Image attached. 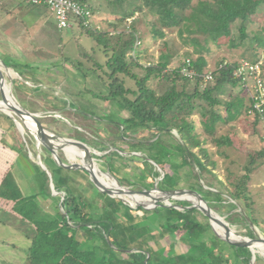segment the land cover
<instances>
[{"label": "trees", "instance_id": "obj_1", "mask_svg": "<svg viewBox=\"0 0 264 264\" xmlns=\"http://www.w3.org/2000/svg\"><path fill=\"white\" fill-rule=\"evenodd\" d=\"M74 1L85 5V0ZM134 1L124 11L121 18H117L115 22L110 24L114 31L118 30V27L125 24L126 20L134 14H143L145 12L154 19L151 24V32L155 38L161 40L166 33H172L174 30H177L179 36H182L184 31L189 35L199 32L206 36V43L211 41L217 45V36L222 34L227 37L228 33L225 25H218L216 20L231 26L238 22L239 27L237 30L239 35L237 38L228 41L230 49L242 47L243 53L241 57L248 61L258 59L259 51L264 50V19L261 27L253 31L248 30L257 15L258 9L260 7L264 8V0ZM194 1H196V4H194ZM88 9L93 15V10L89 7ZM262 13L264 15V11ZM137 20L138 17L127 27L123 25V30L116 32L117 34L114 35L115 41L112 46L107 47L105 50V53L109 52V50L111 52L105 63L109 83L104 84L105 92L96 93L93 98L100 101L113 100L118 103L120 109L128 115V119L124 120L125 125H122L120 117L112 118L111 122L119 125L122 130H135L137 134L143 135L147 130L152 129L153 133L160 130L159 124L165 129H175L194 158L204 184L209 188H218V191L221 192H224L222 190L227 191V188L217 178L214 182L208 179V176L212 174L217 165L212 160V156L205 146L210 144L217 145V147L231 145L227 138L216 136L219 123L224 124L227 120L221 116V106L224 105L226 111L231 115L229 120L237 119L242 112L246 114L248 109V99L244 101L243 98L235 96V101H230L229 103H224L221 99L222 95L227 94L230 96L235 88H241L239 78L233 74L236 62L219 67L225 62L223 61L212 72V81L205 85L202 78L190 80L179 74V70L185 64V60L180 61L175 70L167 72H165V69L172 63L171 57L168 55L161 57L157 65L144 67L140 63L143 58V52L137 51L133 55H128V53L136 49H134V44ZM73 26L86 34H94L90 28L84 29L78 23L73 24ZM127 28L128 32H126ZM245 40L249 42L248 45L244 44ZM190 41L197 43L196 38H192ZM188 60L192 66L190 69L198 74H202L207 66V61L203 55L197 56L194 60ZM11 66L15 69L13 65ZM97 67L99 69L102 68L98 64ZM0 71L8 77L11 76L13 78L16 76L11 71H5L1 66ZM118 75H123L134 81L137 89L131 91L126 89L118 81ZM262 78L264 81V66ZM162 81L167 84V89L163 93L158 94L156 89L151 86V83L156 82L159 84ZM190 82H192V90L188 91ZM13 86L19 91L24 90V86L19 83H13ZM129 92L133 98L127 96ZM21 105L30 113L42 112V109L32 101L23 100ZM65 106V102L57 100L55 105L50 104L47 108L52 111L58 110L62 112L65 110ZM102 111L98 113L101 114L103 113ZM89 114L92 113L89 112ZM194 115L199 116V130L191 119ZM39 119L43 121V118ZM52 120L53 123L58 125L64 124L62 127L65 131L64 135L83 143L90 150L102 154L98 158L102 162V164H99V169L103 172L113 175L115 173L112 171L134 172L141 176L142 181L145 179L150 180L148 187L156 183V188L161 191L177 190L181 178L185 176L188 189L199 191L189 153L182 147L179 140L170 134H162L153 143L135 142L126 145L121 138L129 139L130 135L123 132L121 137L108 124L104 125L108 131L107 134L98 130L97 133L86 136L85 132L75 127L70 121H67L68 125H66L61 119ZM151 123L153 125H146ZM10 127L15 128L14 124H11ZM6 133L5 131L1 132V137L4 138ZM55 133H57L56 130ZM119 146H122V148L118 149ZM6 147L15 154L19 153L26 158L41 178L40 191L31 197L22 196L21 198L19 192L14 193L17 202L12 208L23 218L28 219L34 230L24 264H143V261L148 256L147 264H151V262L153 264H229L221 240L214 236V239L219 241V246H216L214 241L205 237H203V240L205 239L204 242L200 241L203 233L201 231L202 225L192 216L195 213L199 216L201 214L193 210L183 212L164 209L154 210L158 218L162 216L159 215L160 213L165 215L167 221L166 226L163 228L165 234L174 238L176 236H184L185 242H187L189 247V253H182L179 250L182 253L181 256L175 252L166 251L168 254L171 253V255L166 254V256H163L164 248L160 245L158 246L160 247L159 253L157 252L159 258H154L152 253L126 252V248L119 246L116 232L122 223L135 219L134 217L137 216L136 212L138 210L128 209L121 201L110 198L106 193L98 192L94 184L88 179L77 177L68 172L64 173L53 162L45 161V166L52 175L54 191L65 197L60 203L59 196L51 195L48 177L38 165L29 159L24 146L15 142L13 145H6ZM194 150H197V152H193ZM132 153H141L142 156L134 157L130 155ZM93 157L97 158L95 155ZM248 162L250 166L252 157L249 158ZM128 163L130 165H127ZM152 163L155 165L153 166ZM155 167L160 169V171ZM183 170L186 172L184 173ZM78 172L88 175L83 170H78ZM182 174L184 175L182 176ZM250 174V167H245L232 181L229 178L225 180L228 187L232 188V195L243 203L248 212L249 197L247 196V185ZM113 177L118 182L128 181L125 176H123L124 178L119 175ZM105 188L108 193L113 194L111 190L107 187ZM12 194L13 192L10 191L6 197L10 198ZM208 194L211 195L210 197L208 196L210 200L216 199L218 196L217 193ZM19 200L20 203L25 201L20 208H18ZM41 200H49L54 204V207H50L51 210L47 211L44 209ZM212 201L216 203L212 202L216 206L218 203H223L224 199ZM137 202L135 200L134 203H127L133 206ZM189 206L187 205L186 207ZM232 209H234L233 205L226 208L227 211ZM173 216L177 217V219L172 222L170 219ZM230 224L237 227L241 225L246 231L245 236L253 238L251 231L240 216L230 217ZM208 228L210 229L209 224ZM213 230L216 232L214 227ZM216 234L219 236L217 232ZM121 235L125 236L123 233ZM186 238L189 239L187 240ZM182 242L184 241L179 239L173 241L171 245ZM85 245L88 247L84 248ZM238 247H233L231 244L229 248L230 257L235 263H244L245 260L251 257V253L247 248L238 249ZM124 254L131 257L130 260H127V258L121 259Z\"/></svg>", "mask_w": 264, "mask_h": 264}, {"label": "rangeland", "instance_id": "obj_2", "mask_svg": "<svg viewBox=\"0 0 264 264\" xmlns=\"http://www.w3.org/2000/svg\"><path fill=\"white\" fill-rule=\"evenodd\" d=\"M2 1L4 0H0V8L4 6L5 1ZM20 1L22 2L23 0ZM133 2L135 1L85 0V6H87V8L89 7L94 12L93 18L90 22V29L94 34H86L84 31L79 30L75 26L70 29L59 30L57 28L54 17L47 9L43 7L35 8V10L39 14V21H37V17L33 16V10L31 11L30 8L28 9L25 4H22V7H20V10H18L17 12H13V6L9 8L7 7L8 12L0 10V58H2L10 65H13L15 69L18 70V72L26 75L32 81L31 83L26 82L27 88L24 87L23 91L15 89L14 86L10 87V91L12 92L18 105L21 104L23 100H26L36 103V105L42 109V112L33 114H37L39 118H43V124L46 125L48 129L55 135H57L59 138H64V140L58 139L50 135L55 140L61 141L62 143H68L71 142L69 141V139H74H71L67 135H64L65 131L62 128L64 125L63 123L58 125L56 123H53L52 119H61V121L66 125H68L67 121H70L75 127L85 132L86 136L97 133L98 130L100 132H103L104 134L108 133L107 129H105L104 127L106 123H91L79 117L77 114H79L80 111L76 106L73 105V101H76L79 107L84 112L88 114L89 112H91L92 114H95V117L105 114L109 115L112 118H121L122 116L124 120L128 119V115L126 114V112L120 109L118 103L114 102L113 100L100 101L98 99H94L93 95L96 93L105 92L104 84L109 83L106 74L108 71L105 68V63L108 59V56L111 55V52L109 50V52L107 51L105 53V50L107 49V47L109 48L110 46H112L115 41L114 35L123 30V25H125L126 27L129 25L127 24V22H125V24L118 27V30L114 31L110 24L115 22L117 18H121L124 14V11L129 8V6L133 4ZM194 4H196V1H194ZM19 11L22 15L20 16L21 19L18 22H15V14H17ZM263 11L264 8L262 7L258 9L257 15L254 17L253 23L248 29L249 31L256 30L262 26V21L264 19V15L262 13ZM24 12H26L27 14H24ZM137 17L138 20L135 25V36L138 37L140 44L138 46H135L134 49H136L131 53H128V55H133L137 51L143 52V58L140 60V63L143 66L148 67L149 64L157 65L161 57L163 58L165 55H168L171 57L170 60L172 62L168 66V68L175 69L180 61L186 59L194 60L197 56L203 55L207 61V66L203 73H212L216 69V67H218L223 61L233 63L242 59L241 55L243 53V48L238 47L237 49H230L228 42L230 39H235L238 37V22L231 26L223 24L220 20H216L218 25H225V29L229 35H227V37L222 34L218 35V44L216 45L211 41L206 43V36L199 32L194 35H189L184 31L183 35L179 36L177 30H174L172 33H166L165 37L160 40L158 38H155L151 32V24L154 20L153 17L145 12L143 14L136 13L132 16L131 20L133 19L132 21H134ZM128 31L129 30L127 28L126 32ZM192 38H196L197 43L190 41V39ZM248 43L249 42L245 40L244 44L248 45ZM261 51H259V54ZM187 54H189V56H187ZM97 64L101 65L102 68L99 69L97 67ZM138 73L140 74V72ZM117 79L129 91L137 89L134 81L130 80L129 78L123 75H118ZM11 80L12 79L2 75L1 85L4 83L9 85ZM12 82L23 85L17 80H13ZM1 85L0 101L4 100L5 98L1 89ZM191 85L192 82H190V85L188 86V91L192 90ZM151 86L156 89V92L158 94L163 93L167 89V84L163 81L159 84H157L156 82L151 83ZM240 89L241 92H238V96L246 101V97L244 96L246 92L242 88ZM67 93L70 95H68ZM233 95L234 92L232 91L230 96L225 94L221 96V99L225 101ZM55 96L64 99L66 103L64 111H52L47 108L48 105H55L57 103ZM127 96L129 98H133L130 92L127 94ZM101 110H103V113L99 114ZM191 119L194 121L196 128L199 130V116L194 115L191 117ZM17 120L18 119L15 116L11 115L9 109L8 111L5 109H0V134L3 131L7 132L4 138L0 135V264H24L27 250L30 246V239L34 233L33 227L31 226V223H29L30 221L26 218L22 220V218L19 217L17 211H14V208H12L17 202V200H15L14 193L19 192L21 198L22 196H26V198H29L32 195L38 193V191H40L41 189V178L39 174L29 164L26 158H24L19 153L15 154L13 151L7 149L6 145L10 146L15 142H17L18 144L21 143L26 149V153L29 159L34 164L38 165V160L36 159L37 157H41L42 159L46 158L48 161L53 162V164L56 163L57 165H59L62 168L61 171L64 173L73 172L78 175H82L84 179L86 178L89 181H94L90 176L83 175L78 172V170L83 169L71 166L70 163L66 160L65 152L59 150V148L55 146L50 145L47 138L40 137V140H38L34 133L26 129L25 126L20 127L16 123ZM32 122L43 129L45 132L50 133V131H48L46 127L38 124L33 119ZM11 124H14V129L13 127H10ZM112 124L122 129L119 125L114 123ZM108 126H110L112 129H114L115 132L121 135L120 130L115 129L111 125ZM54 129L58 134L55 133ZM132 132L134 133L133 135L127 134L130 135L129 139L121 138L124 144H132L137 142V140L142 139H146L148 141H154L155 139L154 135H151L153 133L152 129L145 131L143 135L137 134L135 130H133ZM27 134L29 138L27 137ZM121 148L122 146L118 147V149ZM206 148L209 150L211 149V146H207ZM193 152L196 153L197 150H194ZM86 154V151L81 152L82 157H85ZM94 155L97 158L93 157ZM101 155V153H97L96 151L89 149V157L91 158L92 163H94L98 167L100 163L102 164L101 160L98 158ZM130 155L134 157L142 156L141 153H132ZM74 158L76 157L74 156ZM127 165L130 164L128 163ZM152 165L154 166L153 163ZM155 168L159 171L157 167ZM112 172L115 173L114 175L116 176L123 173L121 171ZM183 172L185 173L186 171L183 170ZM136 175L137 176L130 174L119 175L121 177L125 176V178L128 179V181L125 182H118L112 175L110 176L121 187L126 188L128 191L135 193H139L142 191H154L161 194L160 192L154 190V184H151L148 187L150 180L145 179L144 181H142L141 176L137 173ZM183 175L184 174H182V176ZM208 177L210 181L214 182L218 177V174H214L212 172V174ZM185 180V176H183L180 180V185L177 190H189L188 183ZM9 190L13 192L10 198L6 197V195L10 192ZM96 190L98 191L97 188ZM85 192L87 191L85 190ZM208 193L216 194L214 191H208L207 195L209 197L211 195H209ZM228 193L231 192L228 191ZM190 195L191 194H189L188 196ZM107 196L118 200L108 194ZM43 201L41 200V203L43 204L44 209H46L47 211L51 210L50 207H54V204L49 200ZM177 201L186 202L187 200L168 198L167 202L174 203ZM228 202L230 203V201ZM18 203V208H20L24 205L25 201L20 203L19 200ZM132 203H134V200L132 201ZM158 203L166 204L157 200L140 206L144 209H132L138 210L136 212L137 216L134 217L135 219L122 223L118 227V231L116 232L119 240V246L126 248V252L128 253H152L154 255V258L158 257L157 252L159 253L160 250V247H158L159 245L164 248V252L162 253L163 256H166V254L171 255V253L174 252L180 255L184 252L186 254L189 253V247L187 246V242H185L184 236H176L174 238L173 236H168V234L164 233L163 228L167 223L165 215L163 213H160L159 215L162 216L158 218L157 214L154 213L155 209H151ZM187 205H190V203L186 204V206ZM241 205L243 206V203H241ZM186 206L179 205L177 206V208ZM215 207L223 210L224 212L231 211H227L226 208L228 206L223 205L222 203H218ZM243 208L245 209L244 206ZM195 215H193L192 218L195 217L202 225L201 231L203 233L201 234L202 238L200 241L204 242L205 239L203 240V237H205L211 241H214L216 246H219V241H216L214 239V236L217 237L216 233L214 232L213 227L210 226L208 219L202 214L199 216L197 213H195ZM172 219L170 220L173 222L177 219V217L173 216ZM208 224L210 226V229L208 228ZM160 225L162 228L160 227ZM231 227L234 230L235 234L239 235L243 239L252 240L254 238V236L253 238L246 237V231L242 228L241 225L239 226L240 228L236 225H231ZM122 233L125 234V236L121 235ZM179 239L184 242L174 244L173 246L171 245L173 244V241ZM186 239L188 240L189 238ZM231 244H233V241H231L230 245ZM236 244L241 245L239 243ZM230 245H227L228 253L230 252ZM87 247L88 246L86 245L84 246V248ZM240 248H247L249 249L250 253L253 252L251 247H238V249ZM179 250H181L182 253L179 252ZM166 251L171 253L168 254ZM255 257L258 258L257 260L260 262V264H264V258L261 253L255 252ZM124 258L130 260L131 257H128L126 254H124L121 256V259ZM148 258L149 256L145 261H143V264H147ZM151 264H153V262H151ZM237 264L243 263L239 262Z\"/></svg>", "mask_w": 264, "mask_h": 264}, {"label": "crops", "instance_id": "obj_3", "mask_svg": "<svg viewBox=\"0 0 264 264\" xmlns=\"http://www.w3.org/2000/svg\"><path fill=\"white\" fill-rule=\"evenodd\" d=\"M4 1L2 2H4L5 7L2 6V8H0V10H3L4 12H8V8L11 6H13V12H17L20 10V7H22V4H25L28 9L30 8L31 11L33 10L32 14L34 17H37V19L39 17L38 12L35 10V8L38 7L28 5L26 0H23V3L20 0ZM24 14L27 13L24 12ZM20 16H22L20 11L15 14V22H18L21 19ZM37 21H39V19ZM240 90V88H235L233 90L234 97L232 96L225 101L223 100V102L229 103L230 101H235V96L239 97L238 92H241ZM244 96L248 99L246 94H244ZM220 110L223 119L227 120L224 124L219 123L216 136H223L225 139L227 138L231 145H222L220 147L211 144L207 145L211 146V149H209L208 152L211 154L212 160L217 165L215 170H213V173L218 174V181L227 188V191H222L231 192L232 188L228 187V184L225 181L226 178H229L232 181L235 176L239 175L244 170L245 167H250L251 174L247 185L249 212H247L264 236V128L257 121L247 118L245 112H242L237 119L229 120L231 115L226 111L224 105L221 106ZM250 157H252V163L249 166L248 161ZM216 190H218V188ZM222 204L228 207L232 205V203H229L227 200H224ZM19 217L22 218V220L24 219L21 215H19Z\"/></svg>", "mask_w": 264, "mask_h": 264}, {"label": "water", "instance_id": "obj_4", "mask_svg": "<svg viewBox=\"0 0 264 264\" xmlns=\"http://www.w3.org/2000/svg\"><path fill=\"white\" fill-rule=\"evenodd\" d=\"M0 64L8 71H11L13 73H15L16 77H13L12 80L10 81L11 83V86H13V80H17L19 82H21L23 84V86L25 88L26 87V82H32L26 75L18 72L17 70H15L9 63L5 62L2 58H0ZM28 80V81H26ZM42 86V85H40ZM43 87V86H42ZM45 88V87H43ZM68 94V93H67ZM70 95V94H68ZM56 97V96H55ZM57 100L61 101V102H65L63 98L61 97H56ZM21 109L23 111H25V113H27L28 115L32 116V119L34 121H36L38 124L42 125L43 127H46L48 131H50L48 129V127L46 125L43 124V122L41 120H39V116L37 114H33V113H30L28 111H26L21 104H19ZM73 105L76 106L78 108V110L80 111L79 114H77L79 117H81L83 120L87 121V122H91V123H106L108 125H111L112 127H114L115 129L117 130H120L121 132V136L123 135V132L127 133V134H131L133 135L134 133L131 131V130H122L116 126H114L110 120L112 119V117H110L109 115H101V116H98V117H95L94 115H90L86 112H84L80 107L79 105L77 104L76 101H73ZM17 118V117H16ZM18 119V118H17ZM121 119H122V125H125V122H124V118L121 116ZM16 123L18 125H21L22 124V121L21 120H17ZM146 125H153L152 123L151 124H146ZM145 125V126H146ZM159 126L161 127L160 130L156 131L155 133H152L151 135H154L155 139L154 141H148L146 139H142V140H137V142L139 143H153L155 142L159 136H161L162 134H170L174 137H176L180 144L182 145V147L187 151V153H189L190 155V161H191V164H192V167H193V172H194V175H195V178L198 182V185H199V191H191V190H186V191H183V190H175V191H161L159 190L158 188H156V183L154 185V190L160 192L161 194H165V195H169V194H191V198L192 199H195L196 201H198V203L202 204L205 206L206 209H203V208H198V207H182V208H176L177 206L179 205H185L188 204V202H181V201H177V202H174V203H167V204H156V206H154L153 208L151 209H165V210H177V211H180V212H183V211H187V210H193V211H197L199 213H201L203 216H205L209 223H210V226H212V220H211V214H214L219 220H223V227L225 229V235H224V238H221L220 236H218L216 234V236L222 241L223 245H224V253H225V256L227 257L228 261H229V264H237L235 263L232 258L230 257V254L228 253V248H227V245H230L231 241H230V238L231 237V233L234 232V230L232 229L231 225H230V217L232 216H235V215H238L240 216L244 221H245V224L246 226L250 229L252 235L254 236V238L251 240V241H255L257 242L258 244H261L264 246V236L262 235V233L259 231V229L257 228V226L254 224L253 220L251 219L249 213L243 208V206L241 205L240 201H238L237 199H235V197L232 195V193H223V192H220L216 189H212V188H209L207 187L204 182L202 181L201 179V176H200V172H199V169L194 161V158L191 156L190 152L188 151V148L186 146V144L184 143V141L182 140V137L180 136V134L175 130V129H165L163 128L162 125L159 124ZM51 134H53L54 136L58 137L57 135H55L52 131H50ZM150 135V136H151ZM27 137L29 138L28 134H27ZM42 138H46L45 136H43ZM30 140V139H29ZM69 141L71 142H74V143H77L78 145H80L87 153V155L89 156V148L86 147V145H84L83 143H80L78 141H75V140H70ZM59 150L65 152L63 149L59 148ZM90 158V157H89ZM38 160V165L40 166L42 172L48 177L49 179V186H50V192H51V195L52 196H59L60 197V203L65 199L64 195L62 194H59L57 192L54 191V188H53V182H52V175L49 173V171L47 170L46 166H45V161L49 162L46 158H41V157H37L36 158ZM90 161H91V158H90ZM56 164V163H55ZM93 166L96 167V169L101 173V174H110L112 176H116V175H113L111 173H108V172H102L98 166H96L94 163H92ZM154 164V163H153ZM57 165V164H56ZM155 165V164H154ZM59 168H61L59 165H57ZM62 169V168H61ZM65 171V170H63ZM160 171V169H159ZM70 174H73L77 177H83L82 175H78L76 173H73V172H68ZM125 174H130V175H134V176H137L136 173H133V172H123L119 175H125ZM89 176V175H87ZM91 182L95 185V187L98 189L99 192H104L108 195H110L108 192L104 191V190H101L98 185H96V183L94 181L91 180ZM140 185V183H139ZM141 187V186H140ZM143 189V188H142ZM145 190V189H144ZM208 191H214L215 193L218 194V196L216 197V199H227L228 201H230L232 203V205H234V209L231 210L230 212H224L223 210L217 208L214 206V204L212 202V200H216V199H212L210 200V198L208 197L207 195V192ZM111 196V195H110ZM111 197H114V196H111ZM116 198V197H114ZM118 199V198H116ZM171 199H178L176 197H172ZM119 201H121L123 203V205L127 206L128 208H131V209H139V208H134V207H130L128 206L127 204H125L122 200L118 199ZM180 200V199H179ZM181 207V206H180ZM140 209H144V208H140ZM217 219V220H218ZM218 220V221H219ZM215 232V231H214ZM216 233V232H215ZM235 233V232H234ZM231 246V245H230ZM233 247H236L237 244L235 243V241H233V244H232ZM241 246H244V247H248L250 248L249 245H239V247ZM259 253V251H256ZM251 257L247 260H245V262L243 264H260V262L256 259L255 257V253H251ZM262 255V254H261ZM263 258H264V255H262Z\"/></svg>", "mask_w": 264, "mask_h": 264}, {"label": "bare ground", "instance_id": "obj_5", "mask_svg": "<svg viewBox=\"0 0 264 264\" xmlns=\"http://www.w3.org/2000/svg\"><path fill=\"white\" fill-rule=\"evenodd\" d=\"M0 66L2 67V69H4L6 71V69L1 64H0ZM2 75L8 77L7 75H5L4 73H2L0 71V85L2 82L1 81ZM8 78L12 79L11 76ZM2 85L5 89L2 87ZM2 85H1V89L3 91L5 98H4V100L0 101V109H2V110L5 109L7 111L9 109L11 112V115H13V116L17 117L19 120H21L22 126L23 127L25 126L26 129H28L29 131L34 133V135L36 136V138L38 140H40V137L45 136L47 138V140L49 141L48 143L50 145L63 149L66 153V156H65L66 160L70 163L71 166H73L75 168L79 167V168L85 170L89 174V176L94 180L96 185H98V187L100 189L107 192V190L105 188V187H107L109 190H111L113 193V194L109 193L111 196H114V197L122 200L128 206L134 207V208L140 207L143 204L149 203L151 201H157V200L167 204L168 198L176 197L180 200H182V199L187 200L186 202L190 203L191 207H198V208L206 209L204 205L198 203V201H196L195 199H192L191 196H188L186 194H169V195L163 194L162 195V194H159V193L154 192V191L153 192L152 191H142L139 193H135V192L128 191L124 187H121L110 175L101 174L96 169V167L93 166L92 161H90V158L87 154L85 155V157L81 156V152L85 151V150L80 145H78L77 143H74V142L62 143L61 141L55 140L53 137L58 138V139H63V140H64V138H59V137L54 136L51 133L45 132L43 129H41L36 124H34L32 122L31 116L28 115L27 113H25V111H23L20 108L17 101L15 100L12 92L10 91L11 83L9 85H7L5 83ZM19 126L21 127V125H19ZM50 135L53 137H51ZM66 140H68V139H66ZM74 156L76 158H74ZM74 165H78V166H74ZM133 200L134 201L136 200L138 202L135 203L133 206L127 203V202L131 203ZM210 215H211V220H212V226L214 227L216 232L219 234V236L221 238H224L225 229L223 227V222H222L223 220H219L214 214L210 213ZM231 237L232 238H230V241H235V243H239L242 245H249L251 247L253 253H255L256 251H259V253L264 255V246L263 245L258 244L255 241L253 242L249 239H243L239 235H236L234 232L231 233ZM237 246H239V245H237Z\"/></svg>", "mask_w": 264, "mask_h": 264}, {"label": "built area", "instance_id": "obj_6", "mask_svg": "<svg viewBox=\"0 0 264 264\" xmlns=\"http://www.w3.org/2000/svg\"><path fill=\"white\" fill-rule=\"evenodd\" d=\"M26 3L33 7H44L54 17L59 30L70 29L73 24L78 23L82 28H91V19L93 15L85 5H81L74 0H26ZM132 18V17H131ZM131 18L127 19V24H131ZM135 19V18H134ZM135 46L140 44L139 39L135 36ZM232 62L225 61L219 67H224ZM151 64L148 65V67ZM264 66V50L260 52L258 59L248 61L245 59L238 60L234 67V76L239 78L241 88L246 92L249 106L246 111L247 118L257 121L264 128V81L262 78V69ZM146 67V66H144ZM191 63L187 59L185 64L180 68L179 74L184 78L193 80L202 78L203 84L212 81V73H195L190 69ZM175 69L166 68L165 72Z\"/></svg>", "mask_w": 264, "mask_h": 264}]
</instances>
